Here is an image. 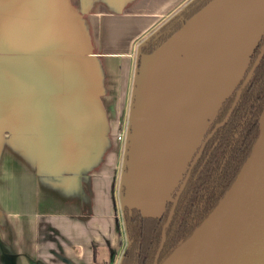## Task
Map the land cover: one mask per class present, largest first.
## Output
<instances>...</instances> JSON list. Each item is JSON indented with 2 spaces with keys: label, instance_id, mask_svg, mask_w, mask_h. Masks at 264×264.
<instances>
[{
  "label": "crops",
  "instance_id": "0c3cea01",
  "mask_svg": "<svg viewBox=\"0 0 264 264\" xmlns=\"http://www.w3.org/2000/svg\"><path fill=\"white\" fill-rule=\"evenodd\" d=\"M187 1L0 0V264H119L138 49ZM263 32L264 0H214L150 56L144 213L162 212Z\"/></svg>",
  "mask_w": 264,
  "mask_h": 264
},
{
  "label": "trees",
  "instance_id": "16d2710c",
  "mask_svg": "<svg viewBox=\"0 0 264 264\" xmlns=\"http://www.w3.org/2000/svg\"><path fill=\"white\" fill-rule=\"evenodd\" d=\"M211 0H189L175 14L166 19L140 44V53H152L158 46L178 31L184 23ZM264 42V32L250 53L240 79L220 102L214 115L208 120L202 140L215 124L226 116L244 78L254 64ZM264 106V54L251 78L241 91L229 118L205 142L198 161L193 166L184 189L179 195L174 213L165 229V240L157 264L204 219L216 205L236 177L241 165L249 155L259 132V116ZM197 145L180 179L172 189L174 196L187 166L197 152ZM172 202L166 201L159 217H145L135 207L123 206L121 216L127 243L119 264H154L161 240V231Z\"/></svg>",
  "mask_w": 264,
  "mask_h": 264
},
{
  "label": "water",
  "instance_id": "95a60500",
  "mask_svg": "<svg viewBox=\"0 0 264 264\" xmlns=\"http://www.w3.org/2000/svg\"><path fill=\"white\" fill-rule=\"evenodd\" d=\"M213 1L214 0H211L201 10L189 18L178 31L158 46L152 53L141 54L140 46L138 49V67L131 106V117L127 131L120 195L122 199L121 207H135L145 217H159L164 211L166 201L170 200L172 202L167 219L162 226L161 240L155 255L154 264H157V259L165 240V229L172 219L178 197L185 186L191 168L197 162L203 151L206 139L227 121L237 103L243 87L251 78L264 54L263 42L259 54L241 86L238 88L235 99L225 118L215 125L207 138L202 140L203 132L206 128L205 126L198 142L200 146L190 164L187 166V172L175 196L171 197L169 194L168 199L163 201V210L160 214L154 215L144 213L140 205L147 200L139 198L138 185L140 182L139 159L143 149L142 135L144 131L146 69L148 60L161 46L186 28V26L194 20L196 15L202 12ZM185 168L186 165L184 169ZM160 264H264V106L259 116L258 135L236 177L211 211L193 229L190 235L182 240Z\"/></svg>",
  "mask_w": 264,
  "mask_h": 264
},
{
  "label": "flooded vegetation",
  "instance_id": "af4514ba",
  "mask_svg": "<svg viewBox=\"0 0 264 264\" xmlns=\"http://www.w3.org/2000/svg\"><path fill=\"white\" fill-rule=\"evenodd\" d=\"M243 88H244V87H243ZM236 92H237V91H236ZM235 96H236V94H235ZM239 97H240V96H239ZM234 99H235V97H234ZM238 99H239V98H238ZM233 101H234V100H233ZM237 101H238V100H237ZM232 103H233V102H232ZM231 105H232V104H231ZM230 107H231V106H230ZM229 109H230V108H229ZM233 109H234V108H233ZM228 111H229V110H228ZM213 115H214V114H213ZM224 118H225V117H224ZM222 121H223V120H222ZM225 122H226V121H225ZM215 125H216V124H215ZM214 127H215V126H214ZM214 127H213V128H214ZM213 128H212V130H213ZM212 130L210 131V133L212 132ZM216 130H217V129H216ZM212 135H213V133H212ZM212 135H211V136H212ZM207 136H208V135H207ZM207 136H206V138H207ZM211 136H210V137H211ZM210 137H208V138L206 139V141H207ZM206 141H205V142H206ZM204 145H205V143H204ZM203 148H204V147H203ZM197 161H198V160H197ZM190 162H191V161H190ZM189 164H190V163H189ZM186 165H187V164H186ZM194 165H195V164H194ZM194 165H193V166H194ZM192 168H193V167H192ZM192 168H191V170H192ZM191 170H190V172H191ZM186 172H187V171H186ZM186 172H185V173H186ZM189 175H190V173H189ZM184 176H185V174H184ZM183 178H184V177H183ZM188 178H189V176H188ZM182 180H183V179H182ZM187 180H188V179H187ZM181 182H182V181H181ZM186 182H187V181H186ZM180 184H181V183H180ZM180 184H179V185H180ZM185 184H186V183H185ZM184 187H185V186H184ZM178 188H179V186H178ZM178 188H177V190H178ZM183 189H184V188H183ZM177 190H176V191H177ZM181 192H182V191H181ZM175 193H176V192H175ZM174 196H175V194H174ZM174 196H173V197H174ZM178 198H179V197H178ZM177 201H178V200H177ZM176 204H177V203H176ZM121 209H122V208H121ZM172 216H173V215H172ZM121 218H122V216H121ZM166 219H167V218H166ZM164 223H165V222H164ZM122 224H123V219H122ZM123 228H124V224H123ZM124 232H125V231H124ZM125 236H126V234H125ZM126 240H127V239H126ZM126 243H127V241H126ZM125 246H126V245H125ZM124 248H125V247H124Z\"/></svg>",
  "mask_w": 264,
  "mask_h": 264
},
{
  "label": "built area",
  "instance_id": "2783aa9c",
  "mask_svg": "<svg viewBox=\"0 0 264 264\" xmlns=\"http://www.w3.org/2000/svg\"><path fill=\"white\" fill-rule=\"evenodd\" d=\"M118 138H120V136Z\"/></svg>",
  "mask_w": 264,
  "mask_h": 264
}]
</instances>
